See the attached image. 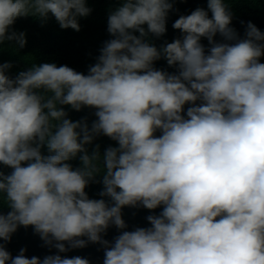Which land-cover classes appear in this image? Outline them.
<instances>
[{
  "label": "clouds",
  "instance_id": "obj_1",
  "mask_svg": "<svg viewBox=\"0 0 264 264\" xmlns=\"http://www.w3.org/2000/svg\"><path fill=\"white\" fill-rule=\"evenodd\" d=\"M175 2L123 0L87 74L43 63L13 78L12 63H0V165L12 169L0 171L10 209L0 212V241L23 226L58 253L102 245L103 264H264V33L249 22L240 38L224 0H208V11L175 20L182 38L158 49L146 38L166 33ZM91 11L86 0H0V44L26 46L12 29L18 18L43 25L51 15L78 32ZM161 58L177 73L155 69ZM62 106L96 109L97 119L89 128ZM100 135L118 145L105 149L103 167L99 146L86 148ZM78 155L73 169L67 161ZM101 173L99 195L111 203L85 191ZM138 205L163 210L146 218L151 227L103 239L110 226L126 228L124 207ZM25 251L13 257L0 243V264H89Z\"/></svg>",
  "mask_w": 264,
  "mask_h": 264
},
{
  "label": "trees",
  "instance_id": "obj_2",
  "mask_svg": "<svg viewBox=\"0 0 264 264\" xmlns=\"http://www.w3.org/2000/svg\"><path fill=\"white\" fill-rule=\"evenodd\" d=\"M123 0H86L87 7L92 9L87 17L78 19L80 31L72 29H61L55 18L49 15L46 23H43L33 16L26 18H18L12 29L16 32H24L26 34V46L19 48L14 41H5L0 44V63L11 62L13 67L7 73L11 77H15L20 71H26L33 65L39 66L43 63H55L57 66L67 65L77 72L87 74L90 65L96 63L97 57L100 55V49L104 43L112 37L107 31V21L110 11L121 6ZM208 0H176L174 8L168 14L166 23V33L162 37H155L151 34L146 38V42L155 45L158 49L166 43H171L177 38H182V33L173 28V23L181 15H189L197 8H203L208 11ZM226 7L231 11L233 19L231 27L236 30L240 38H244L246 26L249 22L254 24L262 33H264V0H224ZM209 18L211 12L209 11ZM147 29V26H144ZM139 36V33H134ZM216 42H223L219 34L214 38ZM201 43L207 50L210 47L206 38L201 39ZM260 62L264 63V56L260 58ZM154 68L165 71L169 74L177 73V67L168 66L165 59L161 58L154 62ZM199 103V102H197ZM191 105H185V116L187 108ZM64 111L68 113L67 118L76 122L86 120L89 128L93 121L97 119L95 116L96 109L82 108L77 112L70 106H62ZM161 133L157 131L155 134L159 136ZM99 146L101 159L99 165L103 167V153L106 148L118 147L115 141L100 135L96 137L92 144L86 148L89 154L93 149ZM42 155H49L46 145L41 148ZM73 169L81 167L79 155L70 161H67ZM0 171L5 175L10 174L12 169L0 165ZM102 173L96 176V182H90L85 189L90 199H105L111 203L107 197H101L99 193L103 190ZM2 195V194H0ZM163 210V206L148 210L142 206L124 207L122 209V219L125 221L126 228L124 230L110 226L103 239L112 243L114 238L121 231H133L136 228L151 227L147 221L149 215H159ZM10 209L0 200V212L6 214ZM86 239V238H85ZM5 243L7 251L15 257L21 249H26L25 255L29 258L36 256L41 260L48 255L59 254L66 257L79 256L86 258L89 264H103L104 248L99 244L89 243L87 247L82 249H70L65 253H58L55 248H50L44 244L39 235L35 234L32 227H19L12 235L10 242ZM67 247V244L65 245Z\"/></svg>",
  "mask_w": 264,
  "mask_h": 264
}]
</instances>
